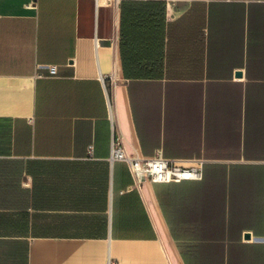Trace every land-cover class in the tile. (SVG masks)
Returning a JSON list of instances; mask_svg holds the SVG:
<instances>
[{
  "label": "crops",
  "instance_id": "obj_1",
  "mask_svg": "<svg viewBox=\"0 0 264 264\" xmlns=\"http://www.w3.org/2000/svg\"><path fill=\"white\" fill-rule=\"evenodd\" d=\"M115 133L201 178L135 185ZM255 239L264 0H0V264H264Z\"/></svg>",
  "mask_w": 264,
  "mask_h": 264
},
{
  "label": "built area",
  "instance_id": "obj_2",
  "mask_svg": "<svg viewBox=\"0 0 264 264\" xmlns=\"http://www.w3.org/2000/svg\"><path fill=\"white\" fill-rule=\"evenodd\" d=\"M40 71H46L45 76H58L57 67L54 65L37 66V74L43 76ZM39 72V73H38ZM109 120L115 131V116L113 106L109 100ZM110 161L124 162L134 180L135 185H139L143 180L153 183H170L180 182L183 180H199L201 173L198 168H183L176 164L175 161L167 160L157 153L151 159H141L138 156L130 157L126 152V146L123 138L116 134L113 136ZM264 240V239H255Z\"/></svg>",
  "mask_w": 264,
  "mask_h": 264
},
{
  "label": "trees",
  "instance_id": "obj_3",
  "mask_svg": "<svg viewBox=\"0 0 264 264\" xmlns=\"http://www.w3.org/2000/svg\"><path fill=\"white\" fill-rule=\"evenodd\" d=\"M127 67L123 66V75L126 79H150L154 77V73L146 71H126Z\"/></svg>",
  "mask_w": 264,
  "mask_h": 264
}]
</instances>
